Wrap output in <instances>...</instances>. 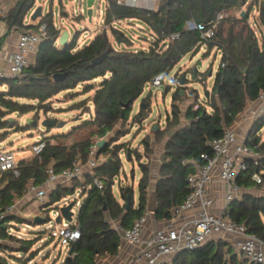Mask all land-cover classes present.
Listing matches in <instances>:
<instances>
[{"label":"trees","instance_id":"obj_1","mask_svg":"<svg viewBox=\"0 0 264 264\" xmlns=\"http://www.w3.org/2000/svg\"><path fill=\"white\" fill-rule=\"evenodd\" d=\"M106 1L104 19L107 24L111 25L115 20L136 19L152 31L155 40L150 44L149 50L140 49L135 52L123 45L118 48L117 42L110 40L106 30L81 47H77V35L65 46H57L60 29L54 26L51 14L43 15L37 24L24 23L35 0H19L2 18L9 27V32L13 27L22 30L37 29L38 24L45 22L48 33L39 43L34 61L25 68L22 75L0 78V86H6L0 90V129L17 126L14 120L4 118L7 114L26 113L39 106L47 108L48 101L54 95L75 88L80 83L83 84V92L93 90V95L90 99L78 101L71 106L80 108L91 100L94 111L90 118L82 119L67 132L44 136L46 146L41 153L19 161V176L12 171L0 173V212L13 204L16 198L24 195L29 182L42 184L47 178L46 170L49 166L59 173L72 166L75 160L86 163L93 138L109 137L97 151V159L104 156L103 161L82 177L75 178L71 185H58L50 192L53 203L74 193L79 188L76 183L85 179L81 192L86 197L79 207L77 219L81 235L77 241L70 242L71 254L74 256L70 254V260L66 259L63 264H96L98 256L114 255L118 252L121 236L107 220L106 213L112 220H121L122 227H129L147 212L150 184L147 165L141 164L137 207L134 205L132 187L120 186L121 197L125 200L123 203L112 190L115 178L122 168L118 155L122 145H112L115 138L110 134L115 129L118 138L128 133L120 127L129 119L134 101L144 92L154 75L168 72L183 55L188 52L197 53L203 46H206L205 55L213 48L221 51L220 66L215 75L212 92L205 103H195L185 111V118L189 123L178 127L182 111L179 106L174 105L172 113L166 118L165 128L160 129L158 126L154 131L155 138H159L161 134L178 127L171 132L161 158L155 187L154 214L158 219L170 217L172 206L183 202L191 192L187 177L195 172V161L205 162L201 154H212L208 140L221 136L225 126L231 125L248 103L264 92V0H160L157 10L124 5L117 0ZM248 3L246 16H241L242 7ZM254 8L258 12L255 23L259 33L249 21ZM221 12L229 14L219 21L211 38H203L199 29L186 28L187 21L208 24ZM111 29L115 39L120 38L122 42L129 44L130 40L125 38L122 30L112 25ZM173 32H180V37L161 49L159 43ZM7 35L8 33L3 37ZM105 52L107 55L102 61L93 63L95 58ZM191 70L198 78L197 69ZM58 73H65L64 78L55 80L54 75ZM69 93L71 92H66ZM179 93L178 89L175 90L173 99L179 97ZM17 98H26L37 103H22ZM148 98L145 97L143 103L147 106L141 105L135 119L145 117ZM87 111H90L89 107L83 113ZM32 122L33 120L29 121L30 124ZM263 126L264 115L252 122L246 137V143L256 145L262 152L264 140L259 132ZM84 130L85 134L78 138L77 134ZM71 137H75L74 141L71 144L66 143L67 138ZM142 143L147 150L150 149L149 138H144ZM131 151L137 152L136 149L128 148V158L132 155ZM255 171L261 172L264 179V158L260 165L248 162V168L239 175L238 183L244 188L260 186L261 183L251 179ZM96 177L102 180V189L95 185ZM128 196L133 204L126 211ZM228 210L233 220L244 223L249 232L264 240V196L245 193L241 199L231 202ZM11 221H23V218L16 214H7L0 222L1 239L11 238V234L7 232V225ZM20 241L18 249L26 250L27 241ZM224 244L210 241L195 250H184L175 255L168 264H258L237 258L239 256L231 252L230 246L227 248V252H231L228 262L223 250ZM7 248L12 247L0 242V264H9L1 254ZM30 260L26 262L29 263Z\"/></svg>","mask_w":264,"mask_h":264},{"label":"rangeland","instance_id":"obj_2","mask_svg":"<svg viewBox=\"0 0 264 264\" xmlns=\"http://www.w3.org/2000/svg\"><path fill=\"white\" fill-rule=\"evenodd\" d=\"M86 1L87 0H35L27 18L31 20V15L36 7L42 6L43 15L51 14V16H53L56 26L60 29V35L64 30H67L70 34V40L76 35L78 36L76 39L77 47L90 43L98 33L104 30L107 31L110 40L115 42L116 39L112 33L110 24H107L105 21L103 23L102 21V19L105 20L107 1L96 0L93 3L91 20L87 15ZM159 2L160 0H157V7ZM248 7L249 3L243 6L242 10H247ZM81 9H83V13ZM100 10H102V12H100ZM257 18L258 12L256 8H254L251 11L249 21L259 33V29L255 23ZM137 24H141L143 29L138 28ZM118 28L122 30L125 38L128 40L133 38L136 41L134 45H132V48L141 46L148 47V45L152 43V41L148 42L146 40L152 31L142 21L136 19L126 20L121 22ZM159 44L161 49L166 47L163 42ZM56 45L60 46L59 41ZM121 45H123V47L125 46V44ZM205 51L206 46H203L197 53H186L173 68L169 69L164 82L159 87L150 85V89L145 88L144 92L134 101L129 119L120 127L123 131L127 130L128 133L118 138V132H116L115 129L110 134V136H114L115 138L112 145H122L118 153L122 161V168L112 186V190L120 202H125L121 197L120 186L132 187L134 205L137 207L142 163L149 167L150 181L152 177L156 176L155 174H159L162 163L161 158L164 152V150L162 152L163 146L165 148L164 144L167 142L173 129L177 127L167 131L165 134H161L159 138H155V132L153 130L154 125L157 124L160 129L165 128L166 118L172 113L174 105L179 106L182 111L181 121L187 124V122L183 120L185 119L186 109L195 103H205L207 98V96H205L206 90H208L209 94L212 92L215 75L220 66L219 53L221 51L217 48H213L207 55L204 54ZM31 57L32 56H30V61L32 60ZM192 68L197 69L198 78H193L194 72H191ZM209 69L212 71L210 75ZM209 76L210 78L208 79ZM182 77L184 79L187 77V83L184 82L183 85L180 84ZM202 79H204V82ZM5 88L6 86L4 85L0 86V90ZM177 89L180 92L179 97L173 99V92ZM195 91H197V93ZM66 92H71L72 95L71 93L66 94ZM92 93L93 90L83 92V84L80 83L75 88L61 91L54 95L48 101L47 108H41L39 106L26 113L11 112L7 114L4 118L14 120L17 126L0 129V148L14 151L18 161L33 157L34 153L32 146L40 135L44 137L54 133L67 132L71 127L82 121V119L86 120L88 114L85 113H88V111L85 113L83 112L88 109V103L87 105H82L80 108H74L71 105L83 99H90ZM197 94L198 97H196ZM145 97H149L146 101L148 108L144 114L145 117L135 119V115L139 112L141 105H145L143 104ZM17 100L22 103H37L36 101L26 98H17ZM90 107H92L91 111H94L92 103ZM46 118L65 120L66 124L63 127L51 126L46 128L42 125V121ZM28 120H33V124H30ZM181 125L182 124H179L178 127H181ZM251 125L252 122L249 121L247 125L241 126V137L248 136V129L250 130ZM234 126L236 127V125ZM237 131L239 132V127ZM84 132L86 131L84 130L82 133L77 134V137H82L85 134ZM259 135L264 139V126L259 132ZM106 138L109 139V137ZM144 138H149V150H147L145 144L142 143ZM74 139L75 137L67 138L66 143L68 142L71 144ZM93 139L95 140L96 137ZM52 142H57V140H52ZM128 148L130 150L136 149L137 151H131L132 155L129 158L127 156ZM100 158V161L105 159L104 156H100ZM84 182L85 179H82L76 183V186H79V188L76 189L74 193L68 195L70 201L76 198L84 201L86 196L81 192ZM244 190L247 194L264 196V185L252 186L249 187V189L244 188ZM149 195L150 194H148V200ZM51 200L49 194L43 205H39L40 202L36 197L33 194L27 193L15 199L14 203L16 207L14 208V212H16V215L22 217L23 221H11L9 225H7L9 230L8 234H11V238L7 237L3 239L2 242L12 248L5 249L1 254L9 264H63L69 257L70 242L61 236L63 230L62 223L56 222V218L53 217L54 210L61 206L63 199L61 198L53 203ZM31 203L33 205H31ZM72 210L74 212L73 223H77L79 207L74 206ZM35 216H41L46 218V220L51 218V228H53L54 233H51V229L48 227V221L34 223ZM21 239L26 240L28 243V248L26 250L18 249ZM216 241L225 243L223 250L226 252L228 262L231 252L238 256L237 247L230 240L218 239ZM229 246L231 248L230 253L227 252ZM237 258L243 259L240 256ZM28 259H31V263L30 261L29 263L26 262Z\"/></svg>","mask_w":264,"mask_h":264},{"label":"built area","instance_id":"obj_3","mask_svg":"<svg viewBox=\"0 0 264 264\" xmlns=\"http://www.w3.org/2000/svg\"><path fill=\"white\" fill-rule=\"evenodd\" d=\"M117 1L120 4L142 7L148 10H157L158 8L157 0ZM81 12L83 13V9ZM228 14V12L218 13L215 19L208 24L187 21L186 28L199 29L203 38H211L214 36L219 21ZM4 16L5 14H0V41L4 35L2 28ZM102 21L104 23L105 20L102 19ZM123 21L126 20H115L111 25L116 28ZM137 25L138 28L143 29L141 24ZM54 26L57 27L55 22ZM47 33L45 22L38 24L37 29H27L20 32L16 48L8 55L7 69L0 68V78L22 75L25 68L30 64L31 54L37 51L39 43L47 36ZM179 37L180 32L167 35L163 41L164 46H168L169 43ZM146 40L148 42L154 41L155 35L151 33ZM135 42L132 38L129 44L120 42L117 43V47L120 48L121 44H125L124 47L132 48ZM149 47L150 45L132 49L137 52L140 49L149 50ZM167 73L163 71L154 75L146 88L150 89V85L159 87L164 82ZM248 104L238 116L253 122L264 115V92ZM233 124L234 122L232 125L225 126L221 136L208 140L207 144L211 148L212 154H201L205 160L204 163L194 162L195 172L187 177L191 192L183 202L172 206L170 217L165 218V224L162 227L148 229L149 211H147L137 218L131 226L116 228L121 236L118 249L122 248L124 243L137 249L129 259L117 264H168L178 253L184 250H195L210 241L217 242L218 239L230 240L237 247L238 255L249 262L264 264V240L249 232L244 223L233 220L228 210L231 202L241 199L245 194L244 187L238 183L239 175L248 168L250 161L254 165H260L264 158V152L260 151L256 145L246 143V137H241ZM101 139L103 138H96L90 145L89 158L86 163L75 160L72 166L59 173L55 172L52 166H49L46 170V180L38 185L32 181L29 182L24 192L33 194L40 202L39 205H43L50 192L58 185L69 186L75 178L82 177L97 166L100 161L96 155L100 147L98 142ZM45 146L46 141L40 135L32 146L34 155H39ZM18 163L14 151L0 148V173L12 171L16 176H19ZM251 179L264 185V179L259 171L252 173ZM216 181L222 183L224 190L223 206L219 208L216 206L217 197L213 191V184ZM94 183L98 188H103V182L99 178L96 177ZM71 203L73 209L74 206L80 207L82 201L79 198L70 201L68 196L63 197V202L54 210L53 217L56 218L61 214V207ZM15 207L16 205L13 203L6 210L0 212V222L7 214H16L14 212ZM188 212H191L189 219H187ZM46 221L49 222L48 227L51 229V233H54L53 228H51L52 219ZM59 223H62L63 226L61 233L63 238L69 242H75L80 238V226L73 223V219L68 221L61 217ZM7 232L9 233L8 228ZM2 241L3 239L0 238V242ZM71 256L73 257L74 254Z\"/></svg>","mask_w":264,"mask_h":264},{"label":"crops","instance_id":"obj_4","mask_svg":"<svg viewBox=\"0 0 264 264\" xmlns=\"http://www.w3.org/2000/svg\"><path fill=\"white\" fill-rule=\"evenodd\" d=\"M17 1L18 0H0V14L1 13H8V11L12 8H14L17 4ZM31 12V11H30ZM29 13V12H28ZM5 14V15H6ZM42 14H43V10H42ZM251 15V14H250ZM43 16V15H42ZM28 17V14L26 15L25 17V20H24V23L29 25V24H37L40 20V18L36 19V20H30L27 18ZM55 22V21H54ZM2 28L4 30V35L6 33H8L7 36H5V38L3 37L2 39V42H1V45H0V68H4V69H7L8 67V61H7V58H8V55L10 54V52H12L15 48H16V42H17V38L20 34V32L24 31V29H17L16 27H13L10 32H9V27L7 26L6 22L3 20L2 21ZM33 29V28H31ZM26 30V29H25ZM3 35V36H4ZM58 40V39H57ZM69 40H70V37H69ZM56 43H58V41H56ZM61 46V45H60ZM81 47V46H80ZM36 53V52H34ZM34 53L31 54V58L32 60L30 61V63H32L34 61ZM219 57H221V52L219 53ZM212 72V71H210ZM210 72H209V75H210ZM204 73V72H203ZM195 73H194V76L193 78H196L195 77ZM210 78V76L208 77V79ZM96 81H99L98 79H96ZM94 92V91H93ZM93 93L91 94V97H92ZM84 100V99H83ZM81 101V100H80ZM78 102V101H77ZM76 103V102H75ZM92 103L91 100L88 101V107L90 109V111H88V113H85V114H88V117L87 118H90L92 115H93V111H91V108L90 107V104ZM93 104V103H92ZM249 105V104H248ZM93 109H94V105H93ZM90 115V117H89ZM86 118V119H87ZM182 120V119H181ZM184 121L187 122V124L189 123V120H187L186 118L183 119ZM251 121L250 119H245V118H242L240 116H237L235 121H234V125H236V128L239 127V134H240V129H241V126H245L247 125V123ZM181 127L183 126H186L187 124L186 123H183V121L180 122ZM178 128V127H177ZM176 129V128H175ZM173 129V131L175 130ZM156 131V130H154ZM249 131V129H248ZM247 133V131H246ZM245 133V134H246ZM56 134V133H54ZM53 135V134H51ZM241 136V134H240ZM107 140V138H105ZM263 139V138H262ZM264 140V139H263ZM165 145V144H164ZM164 146H163V149H162V152L164 150ZM101 159V158H100ZM99 159V161H100ZM156 176L155 177H152L151 178V181H150V185H149V190L150 192L152 190H155V187H156V182L159 178V174H155ZM222 183L220 181H216L214 184H213V191L217 197V203H216V206L219 208V207H222L223 206V196H224V190H223V187H222ZM246 189H249V188H246ZM149 192V194H150ZM246 193V192H245ZM31 205H33L31 203ZM148 211V209H147ZM146 213V212H145ZM191 216V212H188L187 214V219L190 218ZM106 218L107 220H109L112 224V226L116 229L117 227L119 226H122L121 225V220H112L110 215L108 213H106ZM165 224V218L163 219H158L155 217V214L154 212H150L149 211V221H148V229H155V228H159V227H162L163 225ZM136 248L134 246H131L129 244H123L122 245V248L118 249V252L114 255H104V256H98L96 258V264H117V263H120L124 260H127L129 259L133 254L134 252H136ZM238 250V249H237ZM239 256V255H238Z\"/></svg>","mask_w":264,"mask_h":264},{"label":"water","instance_id":"obj_5","mask_svg":"<svg viewBox=\"0 0 264 264\" xmlns=\"http://www.w3.org/2000/svg\"><path fill=\"white\" fill-rule=\"evenodd\" d=\"M86 3H87V15H88L89 19L91 20L92 19V13H93L94 0H87ZM42 10H43L42 6H37L31 15V19L36 20L38 18H41L43 15ZM246 13H247V10H242L240 15L246 16ZM69 37H70L69 32L67 30H64L58 38L59 44L61 46H65L70 41ZM116 42L120 43L121 42L120 38H117ZM106 55H107V52L98 56L97 58H95L93 60V63H99L100 61H102L104 59V57ZM210 74H212V72H210ZM64 76H65V73H61V74L58 73V74L54 75V79L59 80V79L64 78ZM184 82H185V79L182 77L180 84L183 85ZM208 95H209V92H208V90H206L205 96H208ZM128 105H129V103L126 104V106H128ZM28 121H30V120H28ZM65 124H66L65 120H58L57 118H46L42 121V125L45 126L46 128L51 127V126L63 127ZM157 128H158V125L155 124L153 127V130H156ZM106 141L107 140L105 138H103L98 142V145L102 146ZM132 204H133V200L131 199L130 196H128L126 206H125L126 211H128L130 209ZM72 206H73V204L71 203V204H68L66 206L61 207V214L56 217V222L59 223L61 220V217H64V219H66L68 221H72L73 215H74V212L72 210ZM147 209L150 212H155V210H156L155 190H152L150 192L149 200H148V204H147ZM45 221H46V218H43L41 216H35V218H34V223L45 222ZM70 254H71V250H69V257L67 258L68 260H70V258H71Z\"/></svg>","mask_w":264,"mask_h":264}]
</instances>
